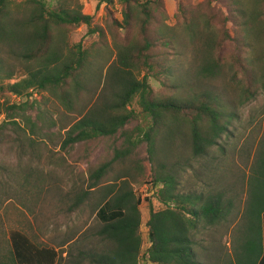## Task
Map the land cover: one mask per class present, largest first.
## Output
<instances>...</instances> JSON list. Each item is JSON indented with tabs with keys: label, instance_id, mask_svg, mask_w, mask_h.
Returning <instances> with one entry per match:
<instances>
[{
	"label": "trees",
	"instance_id": "16d2710c",
	"mask_svg": "<svg viewBox=\"0 0 264 264\" xmlns=\"http://www.w3.org/2000/svg\"><path fill=\"white\" fill-rule=\"evenodd\" d=\"M176 1V20L170 26L164 0H99L107 12L99 26L93 14L84 13L82 0H0V48L20 46L18 61L30 66L13 83H9L12 73L0 76V82H6L0 92L8 99H19L3 105L8 121L0 124V144L12 131L20 149L47 148L35 139V125L27 115L38 104L31 92L51 94L72 110L87 82L102 79L109 85L112 103L80 116L62 145L65 150L104 139L120 141L108 159L87 172L89 189L112 179L104 186L96 212L102 225L99 235L112 249L91 259V264H139L140 260L142 264H201L193 240L199 224L204 229L217 226L230 213L231 204L224 202L220 192L179 193L180 168L177 162L167 163L163 144L168 146L178 134L188 143L193 159L208 156L227 136L236 112L228 113L225 102L211 91L191 89L173 78L176 69L182 76L189 71L205 82L220 77L223 81V72L232 74L244 101L259 87L264 89V0ZM114 5L120 7V21L114 17ZM81 26L93 41L87 47L81 42L69 46L70 34ZM258 47L263 61L259 79L253 71ZM181 57L189 59L187 70L177 68L182 66ZM150 78L159 83L160 93L153 90ZM142 144L146 146L143 158ZM122 168L140 179L130 180L127 173L116 176L114 170ZM256 174L246 242L237 264H264V152ZM144 180L156 190L161 208L155 211L146 200L148 248L141 255V201L131 182ZM10 241L13 264H58L63 255L33 245L19 232H10Z\"/></svg>",
	"mask_w": 264,
	"mask_h": 264
},
{
	"label": "rangeland",
	"instance_id": "374dc122",
	"mask_svg": "<svg viewBox=\"0 0 264 264\" xmlns=\"http://www.w3.org/2000/svg\"><path fill=\"white\" fill-rule=\"evenodd\" d=\"M180 1L183 4H196L201 0ZM82 2L84 13L93 14L94 24L102 26L107 17L106 6L98 5L99 0ZM164 2L170 16L169 25L172 26L176 20L177 1ZM113 7L114 17L120 21V7ZM92 41L93 38H86V27L81 26L70 34L68 44L72 46L81 42L82 46L87 47ZM20 51V46L15 44L0 48V76L12 73L14 77L9 83L23 77L24 70L30 68L22 66L18 61L17 54ZM260 51L258 47L253 66L254 75L258 79L261 77L263 62L260 60ZM180 61L182 66L177 68L187 70L189 59L181 57ZM223 73V81L220 77L205 82L206 79L196 80L189 71L182 76L176 69L173 79L174 83L181 80L191 89L200 92L211 91L225 102L228 113L236 112L227 136L209 150L208 156L198 160L192 158L188 143L178 134L168 146L163 144L164 154L169 156L167 163L177 162L180 168L179 193L220 192L224 202L231 204L229 216L222 223L205 229L199 224L193 240L195 256L201 264H237V257L246 242L248 211L254 192L253 180L257 177L256 172L264 152V89L259 87L253 97L244 101L236 79L232 74ZM148 82L155 92H161L159 83L152 78ZM5 84L0 82V86ZM85 87L72 110L59 103L51 94L32 93L38 104L27 115L34 122L35 139L44 142L47 148L36 146L34 149H20L19 144L12 139V131H8L0 144V264H13L10 241L12 231L25 235L39 248L63 252L58 264H91V259L112 249L99 235L102 225L96 218L104 186L107 187L112 179H107L106 185L89 189L87 172L90 167L95 168L108 159L113 149L119 147L120 141L110 143L104 139L91 145L81 143L62 149L67 130L80 116L91 109L112 103L109 85L107 87L102 79L92 84L89 81ZM8 100L9 103L19 101L14 96L8 99L0 92V124L8 121L3 106ZM16 122L24 126L20 118H16ZM145 148V144L140 146L141 158L146 156ZM146 170L147 175L150 172L147 165ZM125 173L130 174V180L140 179L130 169L114 170L116 176ZM148 183L145 180L131 182L135 197L141 201V255L148 248L146 223L150 211L146 200H149L155 211L161 208L156 199V190ZM262 222L264 230V220ZM139 264H142L141 260Z\"/></svg>",
	"mask_w": 264,
	"mask_h": 264
},
{
	"label": "built area",
	"instance_id": "2783aa9c",
	"mask_svg": "<svg viewBox=\"0 0 264 264\" xmlns=\"http://www.w3.org/2000/svg\"><path fill=\"white\" fill-rule=\"evenodd\" d=\"M31 93H33V92H31Z\"/></svg>",
	"mask_w": 264,
	"mask_h": 264
},
{
	"label": "crops",
	"instance_id": "0c3cea01",
	"mask_svg": "<svg viewBox=\"0 0 264 264\" xmlns=\"http://www.w3.org/2000/svg\"><path fill=\"white\" fill-rule=\"evenodd\" d=\"M264 232V231H263ZM264 236V235H263Z\"/></svg>",
	"mask_w": 264,
	"mask_h": 264
}]
</instances>
